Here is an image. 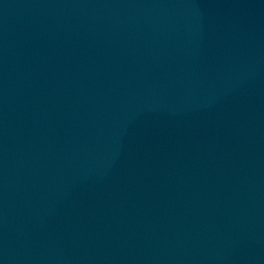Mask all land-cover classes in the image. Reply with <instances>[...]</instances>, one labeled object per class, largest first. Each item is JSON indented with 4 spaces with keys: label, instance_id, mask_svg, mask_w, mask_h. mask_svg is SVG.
Instances as JSON below:
<instances>
[{
    "label": "water",
    "instance_id": "95a60500",
    "mask_svg": "<svg viewBox=\"0 0 264 264\" xmlns=\"http://www.w3.org/2000/svg\"><path fill=\"white\" fill-rule=\"evenodd\" d=\"M0 264H264V0H0Z\"/></svg>",
    "mask_w": 264,
    "mask_h": 264
}]
</instances>
